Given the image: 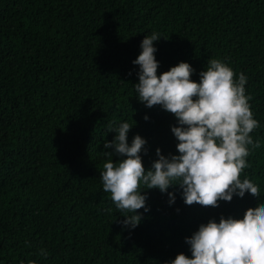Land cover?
Returning <instances> with one entry per match:
<instances>
[{
    "label": "trees",
    "instance_id": "obj_1",
    "mask_svg": "<svg viewBox=\"0 0 264 264\" xmlns=\"http://www.w3.org/2000/svg\"><path fill=\"white\" fill-rule=\"evenodd\" d=\"M156 32L158 75L181 61L199 81L209 59H221L238 79L259 122L250 135V165L241 172L260 196L219 201V207L175 203L145 189L134 229L121 222L100 172L104 143L127 122L131 144L146 139L145 169L178 154L176 117L138 99L145 36ZM149 118L144 119L145 116ZM121 159L118 155L113 160ZM144 186L141 185V188ZM264 203V0H0V264H165L184 252L186 237L220 217L243 218ZM111 209V211H108ZM46 250L47 257L40 250Z\"/></svg>",
    "mask_w": 264,
    "mask_h": 264
},
{
    "label": "clouds",
    "instance_id": "obj_2",
    "mask_svg": "<svg viewBox=\"0 0 264 264\" xmlns=\"http://www.w3.org/2000/svg\"><path fill=\"white\" fill-rule=\"evenodd\" d=\"M160 38L153 32L141 42L142 51L133 61L139 65L135 90L147 107L159 105L176 117L178 126L173 125L171 131L178 140V154L165 155L158 147V158L146 170L141 155L147 151L146 139L137 134L129 144L128 133L133 126L124 122L113 127V122L109 123L108 131L117 134L104 143V149L111 151L104 153L109 160L100 176L103 191L111 194L116 207L132 213L125 214L127 218L121 222L126 228L134 229L141 222L138 210L149 211L147 193L142 194L145 189L167 193L169 204H173L176 193L168 190L178 186L188 206L219 207V201H231L234 195L242 198L246 192L260 196L257 184L240 178L250 166L246 160L248 146H261L250 135L259 122L249 104L251 96L246 95V75L241 72L237 79L221 59H209L199 81L191 79L195 69L185 61L158 75L154 42ZM114 155L121 159L114 161ZM186 243L191 256L181 252L165 264H264V203L248 208L243 218L222 215L219 222L213 218L202 223L186 237ZM39 254L45 258L48 255L43 249Z\"/></svg>",
    "mask_w": 264,
    "mask_h": 264
}]
</instances>
